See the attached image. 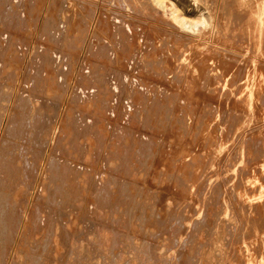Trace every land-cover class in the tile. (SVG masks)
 <instances>
[{
    "label": "rangeland",
    "instance_id": "1",
    "mask_svg": "<svg viewBox=\"0 0 264 264\" xmlns=\"http://www.w3.org/2000/svg\"><path fill=\"white\" fill-rule=\"evenodd\" d=\"M0 264H264V0H0Z\"/></svg>",
    "mask_w": 264,
    "mask_h": 264
}]
</instances>
